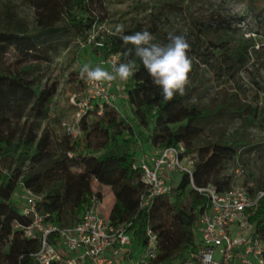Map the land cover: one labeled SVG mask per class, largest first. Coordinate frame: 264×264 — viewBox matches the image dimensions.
<instances>
[{
	"label": "trees",
	"instance_id": "16d2710c",
	"mask_svg": "<svg viewBox=\"0 0 264 264\" xmlns=\"http://www.w3.org/2000/svg\"><path fill=\"white\" fill-rule=\"evenodd\" d=\"M236 1L250 7L264 5V0ZM31 2L36 15L34 28L11 18L0 30V264H38L31 254L38 250L39 240L26 238L16 228V225L28 226L32 221L31 216L21 213V206L14 199L18 188L43 195L36 203V210L48 214L49 220L61 228L81 218L92 195L101 198V186L109 187L114 198L109 220L113 224L130 220L145 188L140 169L133 167L137 160L131 149L135 144L134 132L124 124L118 110L104 106L101 115L93 111L83 116L79 123L82 134L78 138L62 134L53 141L47 129L37 133L58 88V82L48 75L43 64L49 61L51 53L67 48L72 41H86L106 22L105 0ZM136 32L138 27L126 30L123 35ZM99 37L103 45L95 48L103 57L120 53L121 61L125 62L124 53L133 48L128 59H135L136 66L125 95L136 122L152 121L151 132L144 139L146 143L159 148L178 143L187 145L188 140L200 134L198 128L171 117L168 101L163 100L162 90L153 84L142 62L135 57L132 45H124L120 35L113 33L103 32L96 39ZM207 41L213 49L222 48L223 57L216 59L215 67L224 71L226 77H232L241 62L247 61L244 45L223 47L227 41L215 42L210 38ZM260 113L264 125V108ZM90 114L99 116L97 131L88 125ZM123 134L129 135L121 138ZM135 136L141 138L140 131ZM140 143L143 147V142ZM231 150L221 146L212 152L220 156ZM209 169V161L196 162L195 184L208 182ZM213 181L221 190L229 185V180L214 178ZM259 188L264 189V183ZM205 204L206 198L190 188L186 176L172 186L168 196L156 200L149 218L158 236V253L151 264H183L196 251V238L187 229L198 232L199 214ZM249 221L255 225L264 248V202Z\"/></svg>",
	"mask_w": 264,
	"mask_h": 264
},
{
	"label": "rangeland",
	"instance_id": "374dc122",
	"mask_svg": "<svg viewBox=\"0 0 264 264\" xmlns=\"http://www.w3.org/2000/svg\"><path fill=\"white\" fill-rule=\"evenodd\" d=\"M105 6L108 18L95 30V37L103 32L116 34V25H123L124 32L134 27L139 31L147 30L154 37L153 43L158 44L168 43L169 33L186 37L191 47L189 56L195 57L189 74L190 84L184 96L177 94L168 101L173 119L200 130V134L184 146L197 162L209 161L208 182H214V178L230 181L234 171L240 169L238 182L251 183L254 189H260L264 183V125L260 113L264 108V11L261 9L264 5L250 7L236 0H105ZM35 16L31 0H0V30L11 18L32 29ZM208 38L215 42L227 41L223 47L227 44L245 46L247 61L241 62L232 77H226L224 71L215 67L216 59L223 57L222 48L213 49ZM104 58L93 42L87 40L72 41L67 48L51 53L43 66L58 82V88L47 118L39 122L38 134L45 128L55 141L60 135L67 134V128H73L72 132L76 130L78 108L72 98L75 96L74 100H78L82 95L81 67L84 64L102 67L100 61ZM118 86L115 105L124 124L134 132V145L143 142L148 155L147 148L151 151L154 147L144 139L151 132L152 121L144 124L135 121L126 99L122 98L129 82ZM98 118L96 114L87 117L93 131L100 128ZM139 131L141 138L135 136ZM128 135L123 134L121 138ZM134 145L131 149L139 160L141 153L138 147L133 149ZM221 146L232 150L221 157L212 152ZM176 182L178 179H171L172 186ZM103 192L100 214L108 217L114 198L108 187L103 188ZM24 197V191L18 188L14 199L19 207ZM187 231L189 235L193 232L199 244V232Z\"/></svg>",
	"mask_w": 264,
	"mask_h": 264
},
{
	"label": "built area",
	"instance_id": "2783aa9c",
	"mask_svg": "<svg viewBox=\"0 0 264 264\" xmlns=\"http://www.w3.org/2000/svg\"><path fill=\"white\" fill-rule=\"evenodd\" d=\"M93 31L87 41L102 47V37L96 39ZM122 63L120 53H111L100 61L112 71L113 64ZM95 68V67H92ZM119 78L112 82L90 81L82 77V95L72 103L78 108L77 128H67L74 138L81 136L80 120L89 112L102 114L104 106L118 110L115 86L127 83ZM126 99V95H125ZM119 111V110H118ZM141 158L133 167L140 169L145 188L139 194L138 209L130 220L113 224L100 214L101 198L92 195L81 218L68 227H58L49 220L48 214H40L36 203L43 195L24 189L25 197L21 213L31 216L28 226L16 225L26 238L38 239L39 248L31 254L38 264H116L132 244L141 248L139 257L129 258L127 264H151L158 253V236L152 229L150 213L159 197L172 192L171 179L186 176L191 189L206 198L198 219L199 244L183 264H208L205 254L212 257L211 264H264V248L260 244L256 227L249 221L261 202L264 189H254L251 183H239L241 170L234 171L227 188L219 189L213 182L197 185L194 182L196 158L182 143L169 147H154L148 155L142 144ZM70 157L72 154H68ZM252 189V192L250 191Z\"/></svg>",
	"mask_w": 264,
	"mask_h": 264
},
{
	"label": "clouds",
	"instance_id": "9594fccd",
	"mask_svg": "<svg viewBox=\"0 0 264 264\" xmlns=\"http://www.w3.org/2000/svg\"><path fill=\"white\" fill-rule=\"evenodd\" d=\"M124 26L116 25L115 33L120 34L124 45L134 47V55L138 57L152 78L155 86L162 90L164 101H171L177 94L184 96L186 87L190 84L189 74L193 70L195 57L189 56L190 44L184 35L169 33L168 43H153V35L147 31H139L131 35H123ZM133 48L124 53L125 62L112 65V71H106L100 66L95 68L84 64L80 75L90 81L112 82L119 78L126 82L133 74L136 66L135 59H128ZM204 260L211 264L210 254L204 255Z\"/></svg>",
	"mask_w": 264,
	"mask_h": 264
},
{
	"label": "crops",
	"instance_id": "0c3cea01",
	"mask_svg": "<svg viewBox=\"0 0 264 264\" xmlns=\"http://www.w3.org/2000/svg\"><path fill=\"white\" fill-rule=\"evenodd\" d=\"M102 68L105 69L106 71H108V66L107 65L102 66ZM118 89H119V86H115L114 91L118 92ZM122 98H125V96H123ZM147 151L150 152V149L147 148ZM103 188H105V186H101L100 187L101 190H103ZM111 194H112V192H111ZM102 201H103V199H102ZM140 251H141V248L138 245H136L135 243L132 244L130 249L126 250V252L123 253L122 258L116 264H127V261H128L129 258L139 257Z\"/></svg>",
	"mask_w": 264,
	"mask_h": 264
}]
</instances>
